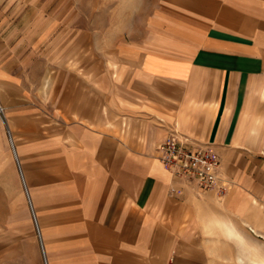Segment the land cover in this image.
I'll return each mask as SVG.
<instances>
[{"label":"crops","instance_id":"0c3cea01","mask_svg":"<svg viewBox=\"0 0 264 264\" xmlns=\"http://www.w3.org/2000/svg\"><path fill=\"white\" fill-rule=\"evenodd\" d=\"M35 41L0 39V264H46L31 204L47 264H217L264 236V0H159L32 88ZM174 132L214 146L225 194L165 168Z\"/></svg>","mask_w":264,"mask_h":264},{"label":"rangeland","instance_id":"374dc122","mask_svg":"<svg viewBox=\"0 0 264 264\" xmlns=\"http://www.w3.org/2000/svg\"><path fill=\"white\" fill-rule=\"evenodd\" d=\"M158 1L0 0V39H37L33 48L38 58L28 64L32 70L27 71V84L41 87L47 71L51 76L57 70H79V64L93 63L95 53L106 58L112 42L138 37L143 20ZM81 39L87 43L78 47ZM79 55H83L80 60ZM39 98L42 105L52 103L51 96ZM231 243L227 260L217 264H264V236Z\"/></svg>","mask_w":264,"mask_h":264},{"label":"built area","instance_id":"2783aa9c","mask_svg":"<svg viewBox=\"0 0 264 264\" xmlns=\"http://www.w3.org/2000/svg\"><path fill=\"white\" fill-rule=\"evenodd\" d=\"M0 117L7 122L5 107L1 102ZM11 144L14 147L12 137ZM157 150L160 161L168 171L179 178L194 182L200 190H215L223 195L230 188L231 182L222 176V159L211 143L201 142L188 135L174 132L159 143ZM16 159L22 175L19 160L17 157ZM173 191H176V189H173ZM31 209L43 248L45 263L47 264L40 228L32 204Z\"/></svg>","mask_w":264,"mask_h":264}]
</instances>
